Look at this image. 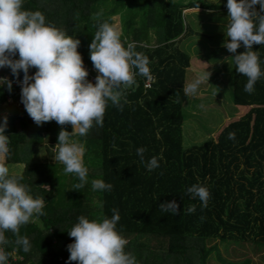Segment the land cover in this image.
<instances>
[{
	"label": "trees",
	"instance_id": "trees-1",
	"mask_svg": "<svg viewBox=\"0 0 264 264\" xmlns=\"http://www.w3.org/2000/svg\"><path fill=\"white\" fill-rule=\"evenodd\" d=\"M216 3L24 0L25 9L43 12L47 23L80 40L78 51L91 68L89 45L97 30L93 14L104 8L101 21L113 23V17L122 12V41L135 42L136 50L148 56L157 80L145 89V77L137 76L139 87L127 91L128 103L123 110L109 102L103 126L77 136V142L86 148L84 163L89 178L79 191L72 189L78 178L65 174L63 165L35 158L46 136L50 142L58 141L61 126L55 121L37 126L26 110L22 116L16 107L7 114V164L24 163L22 182L30 186L34 197L45 199V214L20 230V235L30 240V251L17 249L9 257L12 264H77L68 261L67 249L74 242L68 231L77 217L110 218L114 208L121 217L117 230L129 241L126 251L135 255L138 264H209L213 252L222 264H250L251 259H224L218 245L211 244L214 239L222 243L251 241L259 250L264 249V78L257 81L254 93H246L247 78L236 71L232 58L233 101L250 106L249 111L222 128L216 139L188 149L184 145V106L189 97L183 93V85L192 57L183 43L200 33L186 21L185 13L190 9H227V2ZM253 50L259 52L264 69V46L253 45ZM242 51L243 46L238 49ZM35 71L33 68L32 73ZM0 75L16 80L9 68H0ZM19 96L18 88L12 86L9 92L6 85L0 86V107L8 97ZM4 116L1 112L0 121ZM65 127L72 131L71 125ZM233 131L236 136L230 140L228 133ZM139 147L146 149L144 163L136 153ZM152 156L163 159L149 172L145 165ZM92 179L111 183L112 190L93 191ZM193 184L210 191L206 208L187 193ZM173 199L179 204L178 214L162 212L159 204ZM193 204L196 211L188 214L186 209ZM5 235L15 240L10 232ZM14 248V244L5 246L8 252Z\"/></svg>",
	"mask_w": 264,
	"mask_h": 264
},
{
	"label": "clouds",
	"instance_id": "clouds-1",
	"mask_svg": "<svg viewBox=\"0 0 264 264\" xmlns=\"http://www.w3.org/2000/svg\"><path fill=\"white\" fill-rule=\"evenodd\" d=\"M257 6H259L257 8ZM225 41L222 44L234 59L235 69L247 78L244 91L252 94L258 80L264 78L260 54L253 45L264 46V0H227ZM103 12L94 13L97 30L89 45L90 60L97 72L95 83L88 80L89 72L78 51L80 40L46 22L39 10L24 8V0H0V68H9L21 86V103L37 126L55 121L61 126L58 142L50 151L56 163L63 165L65 174H72L79 182L72 189L80 190L88 182V168L84 163L85 145L74 139L86 136L93 127H102L109 102L123 110L128 103L126 93L137 85V76L154 79L150 60L137 51L135 42L123 41L118 25L101 21ZM243 46L245 51L238 52ZM18 56V58H16ZM36 69L30 74V69ZM23 79L20 80V73ZM211 72L194 70V77L183 85L187 97L197 95L200 86L209 83ZM6 85L9 92L13 81L0 77V86ZM71 125L69 132L65 126ZM8 117L0 121V264H8L9 257L22 248L29 252L31 243L27 236L20 235L21 227L37 223L45 213V199L34 197L29 185L23 183V173L12 170L8 164L10 137L5 134ZM235 132L228 139H235ZM146 149L136 150L144 163ZM163 157L152 156L146 162L149 172L159 167ZM113 185L103 179H92L93 191H111ZM191 198H198L203 208L208 206L210 191L201 184L187 188ZM162 212L178 214L176 200L159 204ZM196 206L190 205L186 212L192 214ZM113 215L89 219L77 217L68 231L74 242L67 245L68 261L77 264H138L134 254L126 251L129 241L120 231L118 209ZM203 219V217H201ZM10 232L15 240L5 233ZM14 244L13 252L5 246Z\"/></svg>",
	"mask_w": 264,
	"mask_h": 264
},
{
	"label": "rangeland",
	"instance_id": "rangeland-1",
	"mask_svg": "<svg viewBox=\"0 0 264 264\" xmlns=\"http://www.w3.org/2000/svg\"><path fill=\"white\" fill-rule=\"evenodd\" d=\"M216 2V4H224L227 0H216ZM101 11L104 12V8H101ZM227 13V9L221 11L199 9L190 13L186 19L193 29L200 32L189 36L183 43V48L193 59L191 68L187 71L186 82L193 79L194 70L203 69L211 72L209 83L201 85L197 95L189 97L184 106L186 149L216 139L222 128L246 115L250 109L248 105H237L233 101V57H231L233 53H229L222 46L225 41ZM123 18L122 12L113 17V23L118 25L121 31ZM32 70L33 68L29 70L30 74H33ZM13 107H16L14 103L7 102L0 107V113L9 114ZM45 139L51 140L49 136ZM74 139L77 140V136ZM36 155L35 158L44 160L42 154ZM20 166L23 172L24 163L11 164L9 167L19 170ZM211 244L218 245L220 254L226 260L240 262L251 259L250 264H264V249L259 250L251 241L222 243L219 239H214ZM17 259L15 256L14 260ZM209 264H222L217 253H212Z\"/></svg>",
	"mask_w": 264,
	"mask_h": 264
},
{
	"label": "built area",
	"instance_id": "built-area-1",
	"mask_svg": "<svg viewBox=\"0 0 264 264\" xmlns=\"http://www.w3.org/2000/svg\"><path fill=\"white\" fill-rule=\"evenodd\" d=\"M83 62H84V61H83ZM84 66H85V68H87V70H88V72H89L88 80H90L91 82L95 83V77H96V75H97L96 70H95L94 68H91V67H90L89 65H87L85 62H84ZM33 74H34V73H33ZM152 75H153V77H154L153 80L148 81V80H146V78L144 79V88H145V89H150V88H152L153 85H154V83L156 82V80H157L156 75L153 74V73H152ZM0 77H5V78H7V79H9V80H12V81H13V85H12V86L18 88V91H19L20 96H19L18 98L8 97V102H9V103H14L15 106L19 109L21 115L23 116V115L25 114V113H24L25 108H24L23 104L21 103V86H20V84H19L16 80H13V78H12L10 75H0ZM22 79H23V78H21L20 80H22ZM128 91H129V90H128ZM4 114H5V113H4ZM5 115H7V114H5ZM13 260H14V259H13ZM14 261H16V260H14ZM8 264H12L11 261H9Z\"/></svg>",
	"mask_w": 264,
	"mask_h": 264
},
{
	"label": "crops",
	"instance_id": "crops-1",
	"mask_svg": "<svg viewBox=\"0 0 264 264\" xmlns=\"http://www.w3.org/2000/svg\"><path fill=\"white\" fill-rule=\"evenodd\" d=\"M168 1L178 2L177 0H168ZM185 4H187V3H185ZM194 10H199V9H190V10H187L186 11V13L188 12L187 14L185 13L186 14V19H187L188 15L190 13L194 12ZM154 41H155V35H152V43H154ZM192 62H193V59H192ZM189 68H191V65H190V67H188V69ZM188 69H187V71H188ZM187 71H186V79H187ZM56 141L50 142L47 139H45L44 143L42 145H39V147H38V154L39 155L42 154V156H43L42 159L48 160L50 162H55L54 159H53V153H51L50 149H51V147H54L56 145V143H57ZM11 164H18L19 165V164H22V163H10V164H8V166H10ZM12 170H14V171H20L21 172L22 168L20 166L19 170H17V169L16 170L15 169H12Z\"/></svg>",
	"mask_w": 264,
	"mask_h": 264
},
{
	"label": "water",
	"instance_id": "water-1",
	"mask_svg": "<svg viewBox=\"0 0 264 264\" xmlns=\"http://www.w3.org/2000/svg\"><path fill=\"white\" fill-rule=\"evenodd\" d=\"M136 87H139V86H138V82H137V85H136ZM136 87H135V88H136Z\"/></svg>",
	"mask_w": 264,
	"mask_h": 264
}]
</instances>
